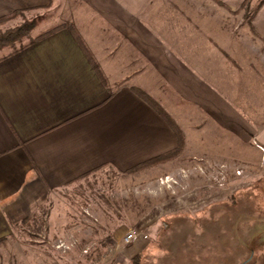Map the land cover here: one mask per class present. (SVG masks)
Segmentation results:
<instances>
[{"label":"crops","instance_id":"1","mask_svg":"<svg viewBox=\"0 0 264 264\" xmlns=\"http://www.w3.org/2000/svg\"><path fill=\"white\" fill-rule=\"evenodd\" d=\"M60 1L0 0V17ZM65 1L63 28L0 57V238L93 170L178 148L138 91L181 151L210 124L264 150V0ZM123 246L126 263L151 244Z\"/></svg>","mask_w":264,"mask_h":264},{"label":"rangeland","instance_id":"2","mask_svg":"<svg viewBox=\"0 0 264 264\" xmlns=\"http://www.w3.org/2000/svg\"><path fill=\"white\" fill-rule=\"evenodd\" d=\"M64 2L23 11L0 33L38 21L35 36L67 23ZM12 49L4 45L0 57ZM219 130L190 134L186 150L153 166H102L68 184L26 222L11 223L0 264H89L105 252L109 264H264V150ZM133 229L151 246L125 263L118 248Z\"/></svg>","mask_w":264,"mask_h":264},{"label":"trees","instance_id":"3","mask_svg":"<svg viewBox=\"0 0 264 264\" xmlns=\"http://www.w3.org/2000/svg\"><path fill=\"white\" fill-rule=\"evenodd\" d=\"M22 11L21 10H17L15 12H13L10 15H6V16H2L0 17V25L4 24L5 22H7L9 19L14 18L16 16H18L19 14H21ZM36 22H29V23H24L22 26L20 27H16V28H9L6 29L5 31H2L0 33V48H3L4 45H8L10 47H12L13 49L5 56L14 54L20 50H22L23 48L27 47L28 45L48 36L53 34L54 32H56L57 30L61 29L64 27L63 24H59L57 26H52L47 28L44 31H41L39 34L33 36L32 32L33 30L37 27ZM24 40H27L26 42H23ZM16 43H18L19 45L16 47ZM137 94L144 99L148 104H150L156 111H158L162 117L166 120V122L168 123V125L172 128V130L175 132V134L177 135L178 138V148H176L173 151L164 153L160 156H157L155 158H152L150 160H147L145 162H143L142 164H139L133 168H130L129 170H127V172H131V171H135L141 168H144L145 166H153L155 164L160 163L161 161H164L166 159H170L171 156L179 154V152L181 151V146L183 143V136L182 133L179 129V127L175 124V122L167 115V113L159 106V104H157L150 96H148L147 94H145L142 91H138ZM32 215L34 214H30L29 216H27L26 218H24L21 222H26ZM20 222V223H21ZM20 223H13L12 226L14 228H17L18 224ZM8 238H0V245L4 244L6 242ZM139 257V255L135 256L133 259H131L132 262L136 263L137 262V258ZM99 261V257L95 258V260H92L89 264H95ZM247 261V260H245ZM245 261H243L242 263H244ZM241 263V264H242Z\"/></svg>","mask_w":264,"mask_h":264},{"label":"built area","instance_id":"4","mask_svg":"<svg viewBox=\"0 0 264 264\" xmlns=\"http://www.w3.org/2000/svg\"><path fill=\"white\" fill-rule=\"evenodd\" d=\"M143 237L144 239H147V236L145 234H142L141 232H139L138 230H131L129 234H123L122 236V241H123V245H129L132 244L134 241H136V239L138 237ZM57 249H61L63 251H65L66 249L69 248V245L65 244V242L63 241H59L56 245Z\"/></svg>","mask_w":264,"mask_h":264}]
</instances>
